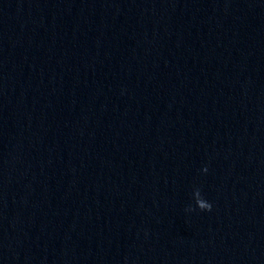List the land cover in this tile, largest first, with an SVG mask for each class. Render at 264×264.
Returning <instances> with one entry per match:
<instances>
[{
  "label": "clouds",
  "instance_id": "obj_1",
  "mask_svg": "<svg viewBox=\"0 0 264 264\" xmlns=\"http://www.w3.org/2000/svg\"><path fill=\"white\" fill-rule=\"evenodd\" d=\"M204 171H207V168H205ZM194 200L196 207H198L201 211L212 210L211 203L204 199V197L201 194V190L199 188H196L194 190ZM188 210H192V209H188Z\"/></svg>",
  "mask_w": 264,
  "mask_h": 264
}]
</instances>
